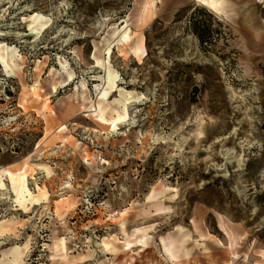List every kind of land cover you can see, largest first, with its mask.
<instances>
[{
  "label": "rangeland",
  "instance_id": "rangeland-1",
  "mask_svg": "<svg viewBox=\"0 0 264 264\" xmlns=\"http://www.w3.org/2000/svg\"><path fill=\"white\" fill-rule=\"evenodd\" d=\"M220 2L0 0V264H264V0ZM193 17L217 32L201 42ZM59 59L75 80L50 115L30 86ZM98 102L125 112L117 128ZM4 171L46 198L20 205Z\"/></svg>",
  "mask_w": 264,
  "mask_h": 264
},
{
  "label": "bare ground",
  "instance_id": "bare-ground-1",
  "mask_svg": "<svg viewBox=\"0 0 264 264\" xmlns=\"http://www.w3.org/2000/svg\"><path fill=\"white\" fill-rule=\"evenodd\" d=\"M200 4L206 6L208 9L215 13H219L221 10V2L220 0H196ZM129 17V14H128ZM127 18H121L120 24L124 23L122 28L127 23ZM43 18L37 14H34L31 17V25L32 29L37 30V25L40 24V21ZM119 27V26H118ZM121 28V29H122ZM113 31H117L116 29ZM127 37V36H126ZM72 53L75 57L78 58V53L76 49L74 48L72 50ZM22 62L21 63H11L4 62L3 66L5 68V71L8 74H20L22 70L23 60L24 58L21 57ZM98 63V62H97ZM59 66L60 69H54L50 68L47 73V79L44 80V84L38 81H35L31 86L30 90L32 92V98H42V106L45 109H49L50 115L51 111L53 109L50 108V97L53 95H56L59 93L61 88L71 86V84L75 80V73L70 70L66 69L64 66V61L59 59ZM92 81L100 82L102 81L103 77L101 75H92L90 78ZM45 85L47 86V90L45 89ZM94 91H98L100 83H96L94 85ZM42 92L43 95L39 96V92ZM87 91L88 87L86 84V81L81 80V83L78 85H75L73 88L71 87L69 92L58 101V109L61 110V113L64 117H68V119L76 118L79 116L80 113L84 112L88 105H89V97H87ZM104 93L101 94L100 98L102 99V96ZM131 96V109L133 108V105H135V100H132ZM125 105V103H124ZM125 107H123L124 109ZM98 111L100 115V119L104 122H108V124L113 128H117L120 123L125 119V112H121L116 108L104 106L102 102H98ZM53 115V114H52ZM108 117V118H106ZM57 121L55 116H52L48 119V128H52L53 124ZM66 128L65 124H61L57 128V132L60 130ZM4 174L7 176V180L9 181L10 189L12 193L15 196V201H17L20 205H23L24 203L31 202L33 204L40 203L42 199L46 198V193L44 189L37 188L38 193H32L28 186H27V180H26V171H19L17 173L11 172V171H4ZM1 174H0V186H3V183L1 181ZM40 190V192H39ZM1 242L0 244H2ZM107 243H105V246ZM128 251H131L128 249ZM128 251H124L122 253V257H125L129 255L130 261L132 264V261L135 256L138 255V253H131L129 254ZM204 255H208L207 253ZM208 264H214L213 260L211 258H207ZM140 264H155L154 258L151 256L146 257L145 261H140ZM172 264H201L196 262L195 257H186L184 259H176ZM222 264H229V262H223Z\"/></svg>",
  "mask_w": 264,
  "mask_h": 264
},
{
  "label": "trees",
  "instance_id": "trees-1",
  "mask_svg": "<svg viewBox=\"0 0 264 264\" xmlns=\"http://www.w3.org/2000/svg\"><path fill=\"white\" fill-rule=\"evenodd\" d=\"M190 23L193 28V33L197 36V38L204 42L206 37L209 35V33L217 32V31H210V29L205 28L200 21L196 20L194 17L190 18Z\"/></svg>",
  "mask_w": 264,
  "mask_h": 264
},
{
  "label": "crops",
  "instance_id": "crops-1",
  "mask_svg": "<svg viewBox=\"0 0 264 264\" xmlns=\"http://www.w3.org/2000/svg\"><path fill=\"white\" fill-rule=\"evenodd\" d=\"M183 5V3H178V5L176 6V8H178L179 6Z\"/></svg>",
  "mask_w": 264,
  "mask_h": 264
}]
</instances>
